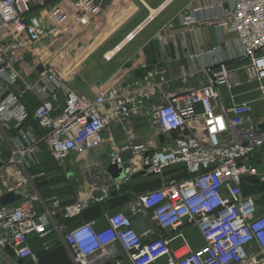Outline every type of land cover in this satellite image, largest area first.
<instances>
[{
	"label": "built area",
	"instance_id": "1",
	"mask_svg": "<svg viewBox=\"0 0 264 264\" xmlns=\"http://www.w3.org/2000/svg\"><path fill=\"white\" fill-rule=\"evenodd\" d=\"M64 1L0 0V179L5 187L0 195L20 197L15 204H0V264H37L31 236L53 238L43 243L44 251L63 244L73 264H123V259L131 264H264V216H257L254 198H242L239 187L246 176L264 184V175L251 165L264 148V130L258 129L264 124V0H232L229 10L221 0L179 15L180 26L192 37L205 26L221 35L207 50L187 39L193 68L178 78L188 84L182 93L169 90L174 80L155 65L141 66L140 78L110 85L94 98L69 90L53 65L64 50L57 39L74 41L75 25L88 17L94 0H78L70 14L61 10ZM203 12L207 17H197ZM133 38L129 34L125 40ZM157 39L162 41L160 35ZM243 87L248 91L234 92ZM244 95L251 99L240 101ZM255 102L263 108L258 117ZM30 117L41 135L29 126ZM131 118L146 120L155 138L135 145L127 132L126 144L113 149L109 163L123 168L124 179L93 169L86 178L89 196L81 194L69 204L58 196L41 197L33 184L40 175L30 173L39 159L49 155L64 169L72 155L101 147L110 126ZM159 136L163 143L157 145ZM127 152L129 157L122 158ZM141 172L156 177L158 186L137 196L126 211L105 215L104 227L65 222L104 204L111 190ZM147 215L156 228L177 233V248L162 235L143 240L153 232L139 234L133 217ZM185 222L202 237L196 249L179 232ZM6 246L15 254L12 261Z\"/></svg>",
	"mask_w": 264,
	"mask_h": 264
},
{
	"label": "crops",
	"instance_id": "2",
	"mask_svg": "<svg viewBox=\"0 0 264 264\" xmlns=\"http://www.w3.org/2000/svg\"><path fill=\"white\" fill-rule=\"evenodd\" d=\"M76 3H79L78 0H65L61 10L65 14H70ZM219 3L221 0H94L88 17H85L83 22L78 20L75 25L74 41L66 44L61 39H57V44L64 50L53 65L58 74L63 76L67 88L80 97L94 98L110 85L120 86L140 78L144 73L141 66L156 64L174 80L169 90L180 94L188 87V84L179 81L178 78L184 71L193 68V62L187 58V51H189L187 39L191 45L197 44L201 50H207L219 42L221 35H218L215 27L205 26L198 28L192 37L188 29L178 25L177 18L182 12ZM232 4V0H226L223 8L229 10ZM204 16L207 17L205 12L197 17ZM169 23L173 24L172 29L164 30ZM129 34L134 35V38L126 42L125 37ZM159 34L163 36L162 42L157 39ZM92 44L93 46H89ZM45 46L47 47L46 43H42L41 49H46ZM176 54L179 56L178 60L175 59ZM104 56H109L110 59L106 60ZM247 91L248 88L243 87L234 92L241 94ZM250 99L249 95L240 97V101ZM253 109L256 117L263 114V108L259 102L253 104ZM127 132L135 145L155 138L150 124L141 118H131L124 124L110 126L102 134L104 142L102 147L89 150L84 155L71 156L66 166L69 175L59 170L53 171L52 168L56 167V164L52 159L49 166L42 167L46 169L45 171L39 170L43 175L34 179L33 184L41 197L48 199L51 196H58L64 202L63 204H69L81 194L89 196L92 188L84 178H87L88 172L93 169L105 172L113 149L126 144L129 136ZM156 140L157 145H160L158 138ZM129 155L128 152L123 153L122 158L127 159ZM263 163L264 148L258 150L251 160V165L256 168L259 175H264ZM50 166L52 168L49 169ZM171 177L182 178L184 173L180 176L172 174ZM37 182L38 186L40 183L41 186L43 185L41 191L37 187ZM243 182L254 185L251 196L255 199L257 216H264V184L260 183L257 177L250 176L243 177ZM130 183V192L112 197L104 204L92 205L84 210L81 216L66 222L73 226L92 221L95 229H100L106 224L105 215L126 211L130 202L143 192L156 188L159 180L152 175L143 174L131 178ZM133 226L139 234L152 230L153 235L144 237L145 241L155 235H162L172 240L173 249L179 246L180 241L175 239L177 233L156 228L148 215L134 216ZM179 232L191 248L196 249L202 245L203 240L196 226L185 222L179 228ZM50 239L53 238H37V240L30 238L29 244L38 256L37 264H73L67 249L59 242L52 249L43 250V243ZM251 248L254 251L257 249L255 245ZM109 263L110 261L107 262ZM123 264L131 263L123 259ZM158 264H164V262Z\"/></svg>",
	"mask_w": 264,
	"mask_h": 264
},
{
	"label": "water",
	"instance_id": "3",
	"mask_svg": "<svg viewBox=\"0 0 264 264\" xmlns=\"http://www.w3.org/2000/svg\"><path fill=\"white\" fill-rule=\"evenodd\" d=\"M259 130H264V124H261L258 126ZM158 140L160 143L163 142V136H159ZM105 172L111 176L112 179L114 180H122L124 179V175H123V168L117 164H109L106 168H105ZM144 173H137L135 175H133L131 178L133 179L136 176H140L143 175ZM67 175H69V173L67 172ZM240 192H241V196L243 198L251 196L253 194L254 191V185H250L246 182H241L240 183ZM0 190L1 192H5V187L0 179ZM131 190V183H123L119 186L118 190H111L110 192V196L111 197H116L118 195L124 194V193H128ZM20 199L19 196L14 195L13 193H8L3 195L0 198V204L1 205H10L13 204L14 202L18 201ZM4 252L8 255L9 259L12 261L15 257V254L13 252V250L9 247L6 246L4 249ZM16 264H33L31 261H20V260H16Z\"/></svg>",
	"mask_w": 264,
	"mask_h": 264
},
{
	"label": "trees",
	"instance_id": "4",
	"mask_svg": "<svg viewBox=\"0 0 264 264\" xmlns=\"http://www.w3.org/2000/svg\"><path fill=\"white\" fill-rule=\"evenodd\" d=\"M30 112L32 113V110H30ZM29 124L34 128V130H35V132L37 133L38 136L42 134V131H41L40 128L38 127L37 123L32 119V117L29 118ZM55 166H56V165H55ZM54 168H56L57 170H59V169L57 168V166L54 167ZM45 170H46L45 168H41L40 171H45ZM53 171H54V170H53ZM31 173H32V174H35V173H37V172H36L35 169H33V170H31ZM37 187H38L39 191H41V190L43 189V185L41 186V183H40L39 186H38V182H37ZM67 224H68V222H67ZM30 238H31V240H32V239L37 240V237H36V236H31ZM30 238H29V243H31Z\"/></svg>",
	"mask_w": 264,
	"mask_h": 264
},
{
	"label": "rangeland",
	"instance_id": "5",
	"mask_svg": "<svg viewBox=\"0 0 264 264\" xmlns=\"http://www.w3.org/2000/svg\"><path fill=\"white\" fill-rule=\"evenodd\" d=\"M166 31H169V30H166ZM160 36L162 37V40H163V36H162V34H160ZM160 42H162V41H160ZM157 66H158V64H156ZM152 66H155V65H152ZM149 67V66H148ZM158 67H160V66H158ZM48 157V158H47ZM50 159H51V157L48 155V156H45V157H42L41 159H39V161H41V164L40 165H38V166H36V168H35V170H36V172L40 175V177L42 176L41 175V172L39 171V170H41V168L43 167V166H49L50 165ZM49 169L50 168H52V166H50V167H48ZM52 170H54V171H58L56 168H52ZM13 172H15V170L13 169L12 170ZM34 176H36L37 174H33ZM39 177V178H40ZM40 181H42V179H39Z\"/></svg>",
	"mask_w": 264,
	"mask_h": 264
},
{
	"label": "bare ground",
	"instance_id": "6",
	"mask_svg": "<svg viewBox=\"0 0 264 264\" xmlns=\"http://www.w3.org/2000/svg\"><path fill=\"white\" fill-rule=\"evenodd\" d=\"M116 150H118V148Z\"/></svg>",
	"mask_w": 264,
	"mask_h": 264
}]
</instances>
